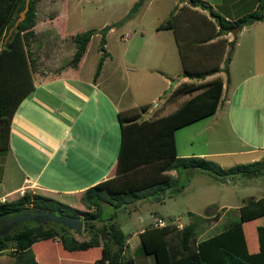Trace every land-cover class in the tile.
<instances>
[{
  "label": "crops",
  "instance_id": "0c3cea01",
  "mask_svg": "<svg viewBox=\"0 0 264 264\" xmlns=\"http://www.w3.org/2000/svg\"><path fill=\"white\" fill-rule=\"evenodd\" d=\"M42 1L44 0H35L36 15L40 13V11L43 12L42 9L44 6L42 7L41 4L44 2ZM206 1L227 18L238 17L247 11L255 9V7L261 2L264 3V0ZM173 2L176 4L172 9L173 11L177 12L180 7H185L187 13H192L193 11L202 13L203 17L201 18L204 19V21L214 23V18L210 12H208V9L200 8L199 5H193L188 0H174ZM129 5L130 4L127 5L124 11ZM232 6H235V8L228 11V13L224 11ZM250 6L255 7L250 8ZM245 7L250 9H247L246 11ZM58 14H60L59 9L55 13L48 12L45 15L47 18L57 20ZM33 29L36 32L34 26ZM217 30V26L212 32L211 30H208L204 36L208 37L209 33H214V35L206 38V41L193 42V44H191L193 47L189 51V55H187V60L190 63L195 62L198 59L202 62L204 55H206V60L208 59L211 63V65L209 63L207 67L216 68L214 72L206 75L204 78H192L186 75H181V72L183 71L182 67L177 83H173L169 93L165 92L162 104L158 102L150 109L149 115H142L143 110L148 111V105L146 104L140 105V108L132 106L130 107L131 109L129 108L130 110L128 109L130 112L126 113L124 111L127 108L123 110L120 109L122 105H120L117 110V117L118 113L121 112L125 116L130 117L128 122L134 121L137 123L138 127L143 125L144 128V126L149 127L154 125L155 119L162 116H168L176 111V109H179L180 107L182 109L183 106L185 107L184 111L181 110L182 114L179 116L178 122H181L180 125L169 133L171 140L163 143V145H166V148H168L166 149L168 152L159 154L155 157L156 159H153L157 160L155 162H158L159 164L160 161L167 157L171 158L172 156L193 155L208 159L212 158L214 161L216 160V162H219L217 164L222 168H228L232 165L226 163V160H230L229 162H235V164H237L236 160H239L240 163H248L253 160H260L264 157V96H260V93H264V57H259L261 51H258L255 45L251 44L252 39L255 38V34H257L258 31V37L262 36L264 44V19L255 20L242 25L240 32L238 30L234 36L236 41L233 45V52L231 56H229L227 62L228 66L226 65L227 69H230L227 72L234 70L235 68L233 66L236 64H241L246 69L236 81L231 74L230 76L227 74L226 77H224L222 76L223 74L220 73L226 64L224 61L226 60L224 57V50L226 47L224 43L225 36L227 40L232 38V34L229 33L231 31L216 33ZM244 31H246V36L243 35ZM72 35L73 37L75 36V34ZM29 40H31V38ZM1 42L2 40L0 41V46L2 45ZM46 42L42 41L41 38H38L34 49L30 44L28 46L35 61L33 71L34 89L24 96L12 114L8 137L9 147L5 153L1 151L3 140L0 138V201L15 198L18 193L20 194L19 191L21 188L28 187L33 191H38L52 197H55V194L70 195V197L73 198V202L69 200V204L82 208L83 203L80 200L81 193L88 186L114 174L118 160L121 132L120 138L114 139V136L116 135L115 133H112L110 138L108 133H106V128L97 124L99 118H94V116L97 115L100 117L99 114L101 112L98 105L101 97L98 100L99 96L97 94V92L101 90V84L97 77L82 82L78 77L81 64L86 56L90 39L77 65L69 64L66 65V68L51 63L53 62L51 61L53 59L47 61L50 65L46 64L43 60L44 54L46 55L49 52L48 50H45ZM176 44L178 48V43L176 42ZM243 44L248 46V55L242 53ZM55 49V45L52 44V48L50 49L51 54H54ZM73 49L74 54L76 44ZM146 53L150 54L152 51L147 49ZM178 53L180 56L179 48ZM202 66L203 65L200 64L199 67L201 68ZM227 76L229 80H227ZM217 79L222 82V90L220 97H218L216 101L214 111L203 115L202 107H198L197 109L191 107L187 108V100L193 95L198 94L202 89L207 88V85L203 87L199 86L200 83L204 81L205 83L208 81L213 83ZM77 83H82V86H79ZM183 84L187 85L180 90V94L176 93L179 92L177 89ZM188 86L193 87V89L188 91ZM239 89L241 90L237 96L236 92ZM254 89H259L256 91L257 93L255 96L253 94ZM103 96L106 100L108 99L112 101V98L107 93L103 94L102 92V97ZM169 98L175 100L168 103L167 99L169 100ZM260 104L262 106L261 109ZM168 105L170 107H168ZM115 106L117 109L118 104L116 103ZM260 112L262 118L260 117ZM251 117H253L252 120H250ZM141 122H145V125L139 124ZM254 123L258 127L256 134L259 135L260 133L257 137L253 135L251 129L252 124ZM101 127L104 129L102 130ZM197 130L200 131L201 135L203 132L205 135H197L195 133ZM178 131L181 132L179 138L177 136ZM154 132L155 130L153 128L152 131L145 129L147 139H149L150 134L152 135ZM187 143L191 145L195 143L200 149L197 150L196 145L194 147H188L189 145H187ZM257 144H260V147H258ZM187 147L192 148L190 152L181 151V149ZM109 150H112L110 156L111 161L107 159V153ZM235 154L247 155L249 157L246 160L249 161L243 162L244 159L242 158H237L236 160L230 159L233 158L231 156ZM218 157L224 158L225 161L218 160ZM51 162L60 166H69V168L74 167L73 170L83 176L84 179H67L58 185L53 183L56 174L53 173L52 170L50 172L51 181H47L48 178L42 179L43 173L49 168ZM80 162H84L85 165H81ZM160 166L161 164L157 165L156 168H153L155 166L151 167L150 172L156 171L157 175L159 174L160 177L167 175L172 179L173 176H176L177 172H175V169H160ZM194 173L204 175V173L209 172L198 170L193 171V174ZM136 175L140 184H145L147 182V174L144 172H140ZM208 177H210L209 179L217 180L212 174H209ZM210 186H213L212 182L210 183ZM252 196L259 197L256 195ZM249 197L251 196L243 197L236 204L222 203V205L239 208L245 199ZM211 202L212 200L208 201L207 205ZM151 211L152 209L150 212ZM188 211L189 213L195 212L191 209H188ZM155 216L162 218L165 221V224H175L177 226L176 230L171 231L167 235L168 240L172 241V245L169 243V246H174L173 248L176 249L179 237L177 230L186 223H182L175 218L166 220L163 216L151 212L148 216L150 217L149 224L139 225L135 230L129 231L125 234L126 246L123 253L124 258H127L128 260L125 264H157L152 253H146L143 251L139 235L146 226H154ZM220 217L221 215H219V213L217 218L213 215L202 217V219L204 218V222H201V224H203L202 228L198 230L197 226V241L207 238L208 236L224 229L223 227L219 231L212 232L211 234L208 233V229L212 228L213 225L219 221ZM202 219H200V221H202ZM250 223L252 222H243V228L245 230V225L249 224V233L252 234L253 237V228ZM122 230L125 233L123 228ZM75 235L79 239L86 237V234L82 231L80 234L75 232ZM253 239L255 240V238ZM35 243L38 245L37 241ZM247 245L249 248L248 242ZM253 247L255 248V246ZM12 248L14 247L11 246L7 250H11ZM32 248L34 256L40 264H92L99 256V253L97 254L96 252L94 254H89L88 250L81 251V257L74 258L63 256L60 255L57 247H53L52 245L51 247H42L38 245V247ZM7 250L4 251L7 253ZM50 250H52L51 255L48 254V251ZM249 251L251 250L249 249ZM181 255L182 253L177 252L175 257L178 258L181 257ZM21 257H23L21 260H24L27 259V257H30V254L26 253ZM10 258L13 259L14 264L17 262L18 264H22L21 260L16 256L11 254L4 255V253L0 251V264H12L13 262L9 263Z\"/></svg>",
  "mask_w": 264,
  "mask_h": 264
},
{
  "label": "trees",
  "instance_id": "16d2710c",
  "mask_svg": "<svg viewBox=\"0 0 264 264\" xmlns=\"http://www.w3.org/2000/svg\"><path fill=\"white\" fill-rule=\"evenodd\" d=\"M188 1L193 5L208 9L214 18V23L206 22L200 18L196 21V27L187 30L188 32L193 30L192 33L195 34L194 32L200 29L201 24L204 31L201 38H204L208 30L212 32L216 26L218 28L216 33L228 32L237 27L236 31H238L244 24L264 19V3L260 4L259 8L247 11L238 17L227 18L206 0ZM24 2L25 0H0V40L5 39L4 36L9 26L14 23L19 15V11L24 7ZM181 9L184 11L181 19L175 21V18L173 20L168 17L157 27L174 28L175 39L178 43L183 65L181 75L204 78L214 72L216 68L207 67L210 61L206 60V55H204L202 62L200 59L192 63L187 60V55H189V51L193 46L191 45V49L186 46V41L177 28L180 22L185 25L189 23L187 21L189 15L186 17L185 7H180L177 12L172 11L171 14L175 17ZM35 10V0H29L25 17L13 28L5 39L4 45L0 46V138L3 140L1 147L3 153L9 147L8 137L12 114L24 96L34 89L33 71L35 61L28 46L29 39L34 34ZM92 31L93 29H88L74 36L76 50L69 61L70 64L77 65L86 49ZM212 35L214 33H209L208 37H205L209 38ZM189 41L192 44L194 42L192 39ZM228 59L229 56L225 60L224 68L226 69ZM200 64L204 67L200 68ZM99 66H101V61ZM227 80H229L228 76ZM186 85H181L177 89L179 92L176 93L180 94V90ZM206 85L207 88L202 89L198 94L187 100V108L197 109L202 107L203 115L214 111L216 101L222 90V82L219 79L213 83L211 81L205 83L204 81L199 84L201 87ZM187 89L191 91L193 87L188 86ZM184 108V106L182 109L180 107L168 116L159 117L154 120V125L144 126V128L143 125L138 127L134 121L128 122L130 120L129 116L127 117L121 112L118 113L121 141L115 173L88 186L80 195L81 202L87 209H90L84 210L80 215L83 225L82 232L87 237L77 238L76 231L61 222L47 221L42 223L33 218L19 219L11 225L8 231L0 235V251L13 246L15 250L7 251L10 254L13 253L12 255L20 260L23 258L21 256L26 253L30 254V257H27L28 260H21L22 264H40L34 256L32 247L36 241L47 240L46 246L57 247L60 255L63 256L81 257V251L88 250L89 254L99 253L92 264H125L128 262L123 253L126 246L125 233L117 221L114 220L116 215L114 212L106 218L99 217L102 199L106 198L109 203L120 206L127 200L128 195L135 198L138 196L139 189L153 187V185L157 195H159L158 198L163 199L164 194L161 193L160 195V192H164L166 188H169L173 181L167 175L160 177L158 174L159 178L156 171L150 172L151 167L155 166L153 168H156L160 164V169H178L182 167L189 168L192 171L205 170L217 179H223L225 176L229 178L252 177L264 173V157L248 163H237L228 168H222L211 159L193 155L167 157L160 161V164L155 162L157 161L153 160L156 159L155 157L168 152L166 150L168 148L163 143L171 140L169 133L180 125L181 122H178V120L182 114L181 110L184 111ZM139 124L145 125V122ZM152 128L155 132L152 135L150 134V138L147 139L145 129L152 131ZM138 172L147 174L145 184L139 183L136 175L139 174ZM24 191V194L18 193L17 197L13 199L0 201V228L6 222V217L12 218L15 214L22 213L31 206L35 209L41 208L44 211L79 215L81 208L38 191H33L28 187H24ZM238 209V218L227 223L223 230L199 241H197V222L189 221L184 224L177 230L179 237L176 249L173 248L174 246H169V243L172 245V241L167 238L168 233L176 230L177 226L175 224L148 225L139 233L142 249L146 253H152L157 264H264V194L259 197L251 196L245 199ZM29 211L33 212L32 210ZM213 216L217 218L218 212ZM94 220H104V222L100 225L97 224V226ZM245 221L252 222L253 237L255 238V240H252L253 244H251L255 246V248L251 246L254 248L253 251H249L250 247L248 248L247 245L246 230L243 228V222ZM51 252L52 250L48 251V254L51 255ZM177 252L182 253L181 257H175ZM48 262L50 263L49 260Z\"/></svg>",
  "mask_w": 264,
  "mask_h": 264
},
{
  "label": "rangeland",
  "instance_id": "374dc122",
  "mask_svg": "<svg viewBox=\"0 0 264 264\" xmlns=\"http://www.w3.org/2000/svg\"><path fill=\"white\" fill-rule=\"evenodd\" d=\"M135 1L136 0H44L42 1L44 3L41 4L42 7L44 6L42 9L44 13L40 11V13L37 12V15L35 14L33 26L36 29V32L34 31L29 42L34 49L38 38H41L44 42L48 40L45 43V50H48L49 52L46 55L43 53V60L47 65H50L47 61L53 59L51 60L53 61L51 63L66 68V65L70 64L69 61L72 58L73 48L75 47V41L72 34L76 35L82 30L93 29L86 56L81 64L78 77L81 82L97 77L101 84V90L97 92L99 96L98 100L101 97L98 104L101 112L99 114L100 117L97 115L94 116V118H99L97 124L106 128V133H108L110 138L112 133L116 134L114 139L120 138V126L117 117L119 106L122 105L120 108L122 110L127 108L124 111L126 113L130 112L129 110L132 106L140 108V105L146 104L148 105V111L143 110L142 115H149L150 109L158 102L162 104L165 92L169 93L173 83H177L179 73L182 71L183 67L181 65L175 41L174 28H157V26L168 17L173 20L175 18V21L182 18L181 15L184 12L182 9L175 17L171 14L173 7H175L174 5H176L173 2L174 0H143L142 3L122 21L116 23L110 28L102 29L106 25L122 18ZM128 4L130 5L124 11ZM259 5L256 7L250 6V8H259ZM234 8L235 6H232L224 11L228 13V11H231ZM250 8L245 7L246 11ZM58 9L60 14H58L57 20L46 17L45 14L48 12L55 13ZM185 15L186 17L189 15V18L187 19L189 23L185 25L181 24L183 22H180L177 29L181 32L183 39L186 41V46L191 49L192 42L189 40L192 39L194 42L206 41L205 36L204 38H201L204 32L202 29L195 31V34L192 33L193 30L190 32L187 31L194 26L196 27V21L203 17V15L202 13L195 11L192 13H185ZM201 26L202 25L200 24V28ZM229 33L232 34V38L227 40L225 36L224 41L226 46L224 57L226 59L227 56H231L233 45L236 41V38H234L235 35H233L232 32ZM243 33L242 34L246 36V31ZM258 34L259 31L255 34V38L252 39L251 44L255 45L258 51H261L259 57L262 58L264 57V44L262 36L258 37ZM3 42L4 41L2 40V45H4ZM52 44L56 47L54 54H51L50 52ZM247 47V45L243 44L242 53L245 55H248ZM147 49L151 50L152 53L147 54ZM100 61L101 66H99ZM233 67L235 69L231 72H227L230 69L222 68L220 73H222V76L224 77H226L227 74L228 76L231 74L236 81L246 69L241 64H236ZM77 84L82 86V83ZM240 90L241 89L236 92L237 96L240 93ZM257 90L259 89H254V96L256 95ZM102 92L103 94L107 93L110 95L112 101L108 99L106 100L104 96L102 97ZM260 96H264V93H260ZM174 100L175 99L169 98V100L167 99V102L169 103ZM116 103L118 104L117 109L115 106ZM168 107L170 106L168 105ZM261 107L260 104V109ZM260 117L262 118L261 112ZM252 119L253 117L250 118V120ZM104 128L101 127L102 130ZM251 129L255 137L260 135V133L259 135L256 134L258 127L255 123L252 124ZM195 133L200 136L205 135L204 132L201 135L199 130L195 131ZM180 134L181 132L178 131V138L180 137ZM187 145H189L188 147H194L196 145L197 150L200 149L195 143L192 145L187 143ZM259 145L260 144H257L258 147H260ZM188 147L181 149V151L190 152L192 148ZM111 154L112 150H109L107 153V159L109 161H111ZM231 157L233 158L230 159L235 160L237 158H242L244 159L243 162L249 161L246 160L249 157L247 155L235 154ZM218 160L225 161L224 158L219 157ZM229 161L230 160H226L225 162L229 163V165L235 164V162ZM236 161L237 163H240L239 160ZM214 162H216V160ZM80 164L85 165L84 162H80ZM73 168L74 167L69 168V166H60L51 162L49 168L43 173L42 179L48 178L47 181H51V170L56 174L53 183L58 185L67 179H84V177L79 173H76ZM172 169H175V172H177L176 176H173V184L169 188H166L164 192L158 190L160 195L161 193L164 194L163 199L158 198L159 195H157L154 185L153 187L139 189L138 196L135 198L128 195L126 197L127 200L120 206L113 205L104 198L100 203L99 217L106 218L114 212L116 214L114 220L121 225L125 230V234H127L129 231L135 230L139 225L149 224L150 217L148 216L151 212L163 216L166 220L175 218L182 223L196 221L198 224V230L202 228L203 224H201V222H204V218L202 219V217L214 215L218 212L221 217L212 228L208 229V233L211 234L212 232L221 230L228 222L239 217L238 208L227 207L226 205H222V203L236 204L243 197L252 195L260 196L264 193V173L252 177H234L229 179H226L225 176L223 179L216 178L217 180H215L209 179L210 177L208 176L210 173L200 175L199 173L193 174V171L189 168L181 167L178 169ZM211 182L213 186H210ZM54 196L58 200L67 203H69V200L73 202V198L70 197V195L55 194ZM210 200H212V202L207 205V202ZM92 208H94V206H92ZM151 209L152 211L150 212ZM188 209L195 212L189 213ZM84 210L90 209H87L83 204L79 211V216ZM200 219H202V221H200ZM94 222L96 225H100L104 220H94ZM249 229V224L245 225L249 247L250 250L253 251L254 249L251 247V244H253L252 240H254V237L249 233ZM41 241L43 240L37 241L38 245L47 247V240L43 242ZM38 245L35 243L33 247H38ZM2 252L4 255H10L8 252V254L5 251ZM12 262L13 259L10 258L9 263ZM12 264H14V262ZM16 264H18V262Z\"/></svg>",
  "mask_w": 264,
  "mask_h": 264
},
{
  "label": "water",
  "instance_id": "95a60500",
  "mask_svg": "<svg viewBox=\"0 0 264 264\" xmlns=\"http://www.w3.org/2000/svg\"><path fill=\"white\" fill-rule=\"evenodd\" d=\"M143 0H136L131 8L127 11L122 18L119 20L112 22L102 29L110 28L111 26H114L116 23L122 21L125 17H127L132 11H134L139 4L142 3ZM29 7V0H25L24 7L19 11V15L16 17L14 23L10 25L7 34L5 35V39L7 36L12 32L13 28L18 24V22L23 19L26 15V11ZM237 28H232L230 31L233 33V35H236ZM4 39V42H5ZM228 179V177H226ZM29 210H34L33 212H30ZM27 218H33L35 220H38L42 223H46L47 221H54V222H61L63 224H66L70 228L76 230L78 234L82 231V221L80 219L79 215H71L68 213H55L53 211H44L41 208L35 209L33 206L29 207V209H25L22 213L15 214L12 218L6 217V222L3 224V226L0 228V235L4 234L6 231H8L12 224L16 223L19 219H27Z\"/></svg>",
  "mask_w": 264,
  "mask_h": 264
},
{
  "label": "built area",
  "instance_id": "2783aa9c",
  "mask_svg": "<svg viewBox=\"0 0 264 264\" xmlns=\"http://www.w3.org/2000/svg\"><path fill=\"white\" fill-rule=\"evenodd\" d=\"M19 192L21 195L24 194V192H25L24 188H21ZM163 225H165V221L162 218L155 216L154 217V226H163ZM12 249H14V248H12Z\"/></svg>",
  "mask_w": 264,
  "mask_h": 264
},
{
  "label": "flooded vegetation",
  "instance_id": "af4514ba",
  "mask_svg": "<svg viewBox=\"0 0 264 264\" xmlns=\"http://www.w3.org/2000/svg\"><path fill=\"white\" fill-rule=\"evenodd\" d=\"M32 211H34V210H32Z\"/></svg>",
  "mask_w": 264,
  "mask_h": 264
}]
</instances>
